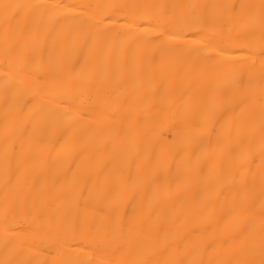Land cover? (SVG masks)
I'll use <instances>...</instances> for the list:
<instances>
[{
  "label": "bare ground",
  "instance_id": "1",
  "mask_svg": "<svg viewBox=\"0 0 264 264\" xmlns=\"http://www.w3.org/2000/svg\"><path fill=\"white\" fill-rule=\"evenodd\" d=\"M0 264H264V0H0Z\"/></svg>",
  "mask_w": 264,
  "mask_h": 264
}]
</instances>
